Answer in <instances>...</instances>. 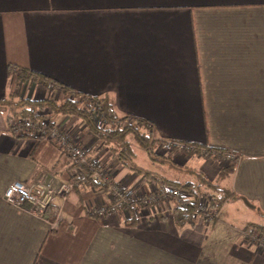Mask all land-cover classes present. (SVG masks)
<instances>
[{
	"label": "crops",
	"instance_id": "crops-1",
	"mask_svg": "<svg viewBox=\"0 0 264 264\" xmlns=\"http://www.w3.org/2000/svg\"><path fill=\"white\" fill-rule=\"evenodd\" d=\"M19 68L147 121L158 142L208 150L161 155L181 169L147 157L160 174L132 162L179 182L192 169L229 197L210 221L178 223L171 199L137 202L157 183L122 165L78 118L51 115L135 201L94 215L109 189L78 181L82 168L46 136L10 132L0 107V264H264V249L245 237L264 225V0H0V101L62 99L58 88L16 78ZM39 175L73 191L42 213L3 199L11 182Z\"/></svg>",
	"mask_w": 264,
	"mask_h": 264
},
{
	"label": "trees",
	"instance_id": "trees-1",
	"mask_svg": "<svg viewBox=\"0 0 264 264\" xmlns=\"http://www.w3.org/2000/svg\"><path fill=\"white\" fill-rule=\"evenodd\" d=\"M16 72V78H31L44 88H47L49 83H53L62 93L60 101H55L52 98L32 100L29 98L13 97L0 101V107H3V110L4 108L8 110L6 114L7 121L28 120L30 122H38L39 124H43V121H45L43 124L44 129L40 133L35 134L33 131H24L19 133L18 137L44 138L47 134V129L54 126L50 118L51 115H72L81 119L91 133L105 145L108 144L110 150L113 151L112 153L116 152L117 158L122 165L126 166L129 170L141 173L144 177L148 176L151 178L154 183L158 184V190L165 187H176L188 196L184 207L175 206L172 211V216L178 223H190L193 209L201 197H208L210 209L214 211L218 210L228 199L229 194L224 189L220 188L216 183L207 181L200 174L194 173L192 169L184 167V172L190 178L184 182H179L167 180L149 170L136 166L132 162L134 154L130 150L129 143H133L143 150L151 161H157L161 164L167 161L164 156L155 153V144H159L161 141L158 142L152 137L151 125L147 121L130 116H118L109 101L72 91L70 87L56 81H51L40 73L22 68L16 69ZM183 145L186 147L190 146L187 144ZM166 164L172 168L181 169L169 160ZM81 168L82 170L84 169V167ZM231 168V166L223 168L220 171L219 178L229 173ZM92 185L105 188L98 183ZM252 228L256 229L260 236H264V225ZM252 228L251 230H253Z\"/></svg>",
	"mask_w": 264,
	"mask_h": 264
},
{
	"label": "built area",
	"instance_id": "built-area-1",
	"mask_svg": "<svg viewBox=\"0 0 264 264\" xmlns=\"http://www.w3.org/2000/svg\"><path fill=\"white\" fill-rule=\"evenodd\" d=\"M57 88L53 83H49L47 89ZM45 123V121H43ZM43 123V124H44ZM38 122H30L28 120L13 121L10 124V131L14 133H22L24 131H33V133H40L44 129V125ZM47 139L55 142V145L68 157L71 158L72 163L84 167L85 171L77 173L78 181L90 184L98 183L109 189L110 200L106 204L97 207L92 211V214H102L106 211L116 212L123 204H130L131 201L121 186L112 183L110 178L99 168L94 167L92 160L87 158V153L76 146L70 138L62 133L59 129L56 130L54 126L47 129ZM159 148L155 150L158 155H163L172 147L179 149L186 148L183 144L174 143L172 141H161ZM229 161H234L236 156L232 153L225 155ZM84 171V172H83ZM73 191L72 182H59L57 185H52L50 182L44 181L42 175L37 176L29 186H25L19 182H11L3 192V199L18 208H27L34 213H42L47 207L55 203L57 197L65 200L67 195ZM171 199L176 207H184L187 203L188 196L182 193L176 187H165L158 191H153L150 194L141 196L137 202L144 206L156 203V201ZM27 206V207H26ZM214 210L210 209L208 204V197H201L193 209L192 217L206 213L208 216H213ZM57 215L59 211H56ZM249 241L255 242L257 240L258 246L264 249V236H260L256 229L245 234Z\"/></svg>",
	"mask_w": 264,
	"mask_h": 264
},
{
	"label": "rangeland",
	"instance_id": "rangeland-1",
	"mask_svg": "<svg viewBox=\"0 0 264 264\" xmlns=\"http://www.w3.org/2000/svg\"><path fill=\"white\" fill-rule=\"evenodd\" d=\"M48 90H51V89H48ZM57 115H63V116H65L64 114H57ZM70 116H72V115H70ZM73 117H75V116H73ZM75 118H77V117H75ZM80 120V122H81V119H79ZM12 122H13V120H11ZM12 122H10V124L12 123ZM83 122V121H82ZM84 124V123H83ZM52 127V126H51ZM55 127V126H54ZM56 128V130L58 129L57 127H55ZM11 132V131H10ZM13 134H16V135H18V133H14V132H12ZM101 142V141H100ZM132 144V143H131ZM105 146H107V148H108V150L110 151V152H113V151H111L110 150V148H109V146H108V144H106ZM156 148L158 149L159 148V145L158 144H155V150H156ZM181 150H186L187 152H189V153H191V154H200L201 156H206V155H209L208 154V150H205V149H202V150H200V152L198 151V149L196 148V147H192V146H189V147H186V148H183V149H181ZM144 151L143 150H141L138 146H135L134 148H133V154H134V156H133V162H135L137 165H139V166H141V167H143V168H147V169H151V170H153L154 172H156V173H158V174H160V171H159V169H158V166H159V164H154V165H156V166H154V167H152V165L150 164V161H149V159L147 158V156L143 153ZM168 152V151H167ZM116 153V152H115ZM161 155V154H160ZM234 155V154H233ZM69 159L71 160V158L69 157ZM120 161V160H119ZM155 163V162H154ZM66 182H68V181H66ZM68 196V195H67ZM67 198V197H66ZM156 202H158V201H156ZM209 215V214H208ZM206 213H204V214H201L200 216L203 218V219H205V220H207V221H210V219H212V218H214V217H212V216H210V217H207L208 216ZM255 242L254 243H256V244H258L257 242V240H254ZM252 242V241H251Z\"/></svg>",
	"mask_w": 264,
	"mask_h": 264
}]
</instances>
